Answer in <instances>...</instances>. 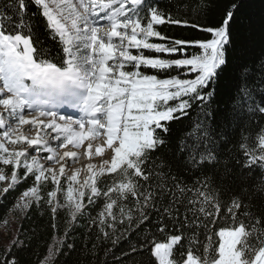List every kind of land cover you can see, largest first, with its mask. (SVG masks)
Segmentation results:
<instances>
[{"label":"snow or ice","instance_id":"6c2138e0","mask_svg":"<svg viewBox=\"0 0 264 264\" xmlns=\"http://www.w3.org/2000/svg\"><path fill=\"white\" fill-rule=\"evenodd\" d=\"M243 4L230 0L208 26L158 0H0V198L32 178L9 211L47 205L53 221L61 209L68 217L39 264H53L98 201L89 220L104 238L119 225L141 230L116 257L122 264L140 253L147 258L133 264H264V212L252 203L264 201V176L248 184L255 169L264 174V127L253 143L249 134L232 143L246 121L264 116V47L250 48ZM41 19L58 49L53 59L36 46ZM166 25L206 35L170 36L159 30ZM194 106L195 122L173 139L171 123ZM79 156L89 161L82 182ZM180 171L195 176L191 185ZM24 247L13 235L0 264H21L13 250Z\"/></svg>","mask_w":264,"mask_h":264},{"label":"trees","instance_id":"16d2710c","mask_svg":"<svg viewBox=\"0 0 264 264\" xmlns=\"http://www.w3.org/2000/svg\"><path fill=\"white\" fill-rule=\"evenodd\" d=\"M206 2L209 3L210 6L207 8L206 12H201L197 7L199 0H158L159 7L164 11H171L173 15H176L177 7H179L180 14H186L193 23L212 26L219 20L222 10L230 0H206ZM35 11L36 8L34 6L31 7L30 12ZM262 14H264V0H244V4L240 11V18L245 22V27L251 28L252 35L248 42L254 53H258L260 49L264 47V27L261 25ZM249 20L251 21L250 24L248 23ZM39 23V40L42 43L36 46H43L53 50L48 57L49 59H53L56 57L58 49H56V44L47 36L46 30L42 26V19ZM159 30L170 36L183 35L192 38H205L206 35L193 29H178L172 25L160 26ZM241 33L246 36L243 28L241 29ZM191 51H195V49ZM55 62L59 63L58 58ZM217 99L221 101L227 99L222 90ZM197 114V109L194 106L189 117L180 121H173L170 125L172 129V138L175 139L181 131L185 130L186 126L195 122ZM258 127H264V116L258 117V123L256 121L251 123L246 121L245 124L241 126V129L233 134V145L237 144L244 134L252 135L253 139L249 142L253 143L254 134ZM173 172H176L175 167H173ZM9 173L10 168H6V174ZM177 174L189 185H191L195 179V176L191 173L180 171ZM262 176H264V174H262L259 169L253 171L248 181L250 190L255 187ZM32 183V178L20 182L14 190L10 189L0 198V221H3L5 218L8 221L7 226L0 222V253H3L5 246L8 241L12 239L13 235L19 236V239L24 242L25 247L23 250L14 249L13 251L18 255L21 264H39V261L47 255L49 244L54 243L53 238L55 236H63L65 230L69 228L66 222L68 218L67 212L63 209L57 212L54 221L52 219V213L47 205L41 208H37L33 205L26 214L19 210L9 211L16 203L20 194L31 186ZM2 185L3 182H0V190L3 189ZM99 186L103 187V184L100 183ZM46 190L47 189H45V191ZM221 198L227 200L229 198L228 193L221 192ZM60 199L62 201L63 197L61 196ZM252 203L257 205V208L253 209V211L258 210V214L264 212V201L253 199ZM102 206V201H98L94 206H87L85 214L78 219L75 225L71 226V230L65 240V245L60 254L53 261V264H122L116 257H119L123 251H126L130 243L134 244L138 242V238L142 235L141 230L129 229L125 231L127 225H119L117 231L114 233L111 229H107L110 236L107 239L104 238L100 230L92 225L89 220L90 216L93 218L97 216ZM155 218V213H153V220ZM53 223L56 224L55 229L52 227ZM141 227L154 228V225L149 223ZM17 229H19V231H16ZM5 233H7V235H5ZM157 238L164 239V237L161 236ZM113 240L116 241L115 244H113ZM69 243L74 245L71 251L67 248V244ZM146 258V255L143 253L136 254L134 257H124L123 264H133L134 260Z\"/></svg>","mask_w":264,"mask_h":264},{"label":"bare ground","instance_id":"6f19581e","mask_svg":"<svg viewBox=\"0 0 264 264\" xmlns=\"http://www.w3.org/2000/svg\"><path fill=\"white\" fill-rule=\"evenodd\" d=\"M85 143H87V141L85 142ZM73 150H76V149H73ZM77 151H79V150H77ZM107 151V150H106ZM100 157H95V156H93V158H92V160H91V162L92 163H98L99 161H100ZM78 160H79V162L78 163H76L73 167H75V168H81L82 166H85V167H83V170L81 171V174H80V176H79V180L82 182L85 178H86V176H88L89 174L87 173V170H86V164L89 162L88 161V159H87V157H85V156H79L78 157Z\"/></svg>","mask_w":264,"mask_h":264},{"label":"rangeland","instance_id":"374dc122","mask_svg":"<svg viewBox=\"0 0 264 264\" xmlns=\"http://www.w3.org/2000/svg\"><path fill=\"white\" fill-rule=\"evenodd\" d=\"M27 127H29V126H24V128H27ZM95 157H96V156H95ZM7 175H9V176H10V173H9V174H7ZM6 184H7V181H3L2 188H4Z\"/></svg>","mask_w":264,"mask_h":264}]
</instances>
